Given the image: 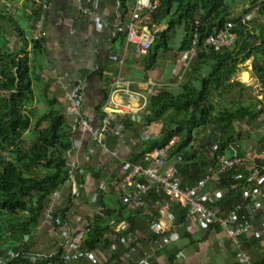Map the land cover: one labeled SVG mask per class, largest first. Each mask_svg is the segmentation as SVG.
Returning <instances> with one entry per match:
<instances>
[{"label":"crops","instance_id":"crops-1","mask_svg":"<svg viewBox=\"0 0 264 264\" xmlns=\"http://www.w3.org/2000/svg\"><path fill=\"white\" fill-rule=\"evenodd\" d=\"M7 3V0H3L1 4L5 6ZM79 4L93 11L100 23L94 20L93 15H83ZM134 6L126 14L121 0H14L11 3L10 13L29 39L34 38L36 24L42 14L45 16L40 32L43 52L30 54L31 64L38 76L34 84L42 93L45 106L49 105V101H57L72 125V119L67 114L65 94L72 83L83 75L89 77L84 93L87 118L95 122L102 120L105 106L112 105L111 99L126 101L132 106L131 114L116 117V123L109 129L106 146L95 141L90 134L77 132L73 135L71 159L77 166L75 179L79 183V194L73 195L72 184L67 181L58 190V201L50 197L45 204L42 222L32 236L25 239L29 248L35 254L55 253L60 247L64 248L61 246L62 224L57 227L52 216L62 205L70 202L66 220L71 224L72 235L90 228L96 218L106 211L112 215V229L104 235L105 241L110 244L109 249L94 252L81 248L77 254L66 259L70 264H127L145 257L149 258L151 264H240L238 257L242 249L252 252L256 260L264 264V193L260 194L258 206L248 205L255 231L243 238L241 248L227 238L220 226H195L187 220L164 234H154L151 221L158 217V207L167 201L159 189L153 190L143 204H125L121 200L115 179H123L137 164L144 167L150 164L151 152L143 151L148 141L160 138L162 131V121L149 127L143 126L151 97L149 77L161 83L162 89L179 83L174 81V74L163 82L164 72L158 68V64L156 68L146 69L149 55L139 54L136 45L127 43V25L133 21ZM139 24L148 27L145 17ZM161 27L158 26V29ZM162 28L166 29L164 26ZM177 52V56H180L181 52ZM170 60L175 62L172 58ZM248 61L251 71L253 60ZM118 77L131 82L129 92L122 88L116 90ZM105 90L109 92L106 100ZM119 123L126 126L123 138L117 132ZM240 124L237 123L236 127L239 133H243V140L233 144L227 156H234L237 151L243 153V157L251 163L250 159L261 152L263 127H249L248 124L240 127ZM147 128L151 134L149 140L142 137ZM214 131L216 128L209 126L206 132H201L198 135L200 140L192 145L195 146L196 156L184 155L182 163L178 161L182 153H175L173 149L169 164L177 166L185 186L194 185L209 176L210 181L203 191L212 194L222 191L226 196L232 188L229 184L220 186L221 176L217 173L219 162L215 163L214 158L218 146ZM243 199L247 200L245 197ZM172 207L181 219L184 216L182 207ZM130 228L134 233H130L127 242L123 243V238L119 236L124 230L128 233ZM11 252L6 254V259ZM91 252L96 254L97 260L92 259Z\"/></svg>","mask_w":264,"mask_h":264},{"label":"trees","instance_id":"trees-1","mask_svg":"<svg viewBox=\"0 0 264 264\" xmlns=\"http://www.w3.org/2000/svg\"><path fill=\"white\" fill-rule=\"evenodd\" d=\"M0 0V260L9 251L8 264H70L59 248L44 261H33L27 254H35L26 242L43 220L45 204L53 192L69 179L67 152L73 147L72 126L64 109L57 101H49L44 113L35 106L41 97L35 94L37 73L30 54L43 52L42 39H29L24 29L10 13L11 3L3 6ZM137 0H121L124 13ZM239 13L238 0H159L154 9L144 15L148 27L156 34V42L145 68H156L159 55L172 51L177 29L184 28V36L177 50H191L198 41L199 51L187 68L183 90L176 94L164 88L149 98L143 126L162 121L160 138L148 141L143 153L165 146L173 136L180 141L175 153L196 156L195 141L209 126L216 128L214 136L219 157L227 155L233 144L243 140L237 123L246 121L249 127L264 128V0H243ZM229 24L236 27V44L217 49L205 46L209 37L226 31ZM158 26H164L158 29ZM18 41H15V39ZM29 48L31 50L29 51ZM252 59V77L261 85V99L238 102L235 89L250 88L238 79L241 64ZM245 80L249 73L244 72ZM37 77V78H36ZM109 92L104 91V100ZM101 112V110H100ZM42 113V114H41ZM102 116L104 114L102 113ZM261 150H264V130ZM240 152V151H239ZM243 157V153H239ZM264 173V160H257ZM244 175L243 179L238 176ZM249 170H237L221 176L220 186L229 184L231 191L223 196L225 208L245 203L243 217L250 218V200H244V186ZM236 195V196H235ZM237 197V198H236ZM234 203V204H233ZM70 202L53 214L59 227L67 219ZM110 211L97 217L91 224L89 238L83 241L87 251L108 250L104 235L111 231ZM184 217V216H183ZM182 217V219H183ZM60 224V225H59ZM127 231V230H126ZM120 234V239L134 233L132 228ZM20 254L19 257L13 256Z\"/></svg>","mask_w":264,"mask_h":264},{"label":"built area","instance_id":"built-area-1","mask_svg":"<svg viewBox=\"0 0 264 264\" xmlns=\"http://www.w3.org/2000/svg\"><path fill=\"white\" fill-rule=\"evenodd\" d=\"M159 4V0H137L134 6L133 21L127 25L126 41L130 45H136L139 54L147 56L150 54L155 42L156 34L139 22L144 21V15L149 9H154ZM79 9L83 15H93L94 20L100 23V19L93 11L84 8L79 4ZM45 16L42 14L39 22L36 24L34 39L40 38L42 22ZM234 24H229L226 31H222L217 35L211 36L207 39L205 46H212L217 49L223 47H232L236 44L237 35L233 32L235 29ZM199 51L198 41H195V46L191 50L183 51L180 53V62L182 72L179 77L182 78L188 67L191 66L192 61L197 56ZM151 87L149 88L150 96L156 95L161 92L163 85L153 77H149ZM89 83V77L85 75L77 78L69 89L66 91L67 99V114L72 119V134L77 132L87 133L98 143L106 146L108 140L109 129L116 123V117H126L132 113L131 103L126 101H118L111 99L112 105L105 106L104 115L99 122H95L86 117L84 113V93ZM116 90L122 88L127 92L130 91L131 82L125 81L121 77L117 78ZM114 92V91H113ZM263 98V95H260ZM264 115H261L260 120ZM117 132L120 138H123L126 132L124 124H117ZM143 139H151L150 130L145 129L142 134ZM180 137L173 136L169 142L161 147L154 149L150 154V164L147 167L137 164L133 167L130 174L123 179H115V187L121 192V200L125 203L136 202L143 204L144 201L150 196L153 190H161L166 196L167 201L164 202L157 209L158 217L151 221V229L156 235L164 234L170 231L171 228L178 226L179 223H184L186 220L195 226L211 227L218 225L226 233L227 238L238 248H241L243 238L249 236L255 231V224L252 217H243L244 204H236L232 208L227 209L223 203H219L224 196V192L218 191L217 193H207L203 191L210 181L209 176H205L191 186H185L180 176V171L176 165H170L169 160L171 152L179 143ZM218 149V146L216 150ZM72 151L67 152L69 179L68 182L72 184L73 195L79 194V183L76 181V163L72 161ZM264 160V150L261 151L257 157L251 160V163L241 157L236 151L234 156L223 155L219 157L218 175L225 176L237 170L249 169L250 175L247 183L244 186V197L250 200V205L258 206L261 202L260 194L264 193V173L261 171L257 164V160ZM178 161L182 163L184 157L178 156ZM251 165V168L247 166ZM238 178L243 179L244 175L240 174ZM55 200H59V192L55 191L51 195ZM172 205L182 207L184 211V218H178L173 210ZM53 219V217H52ZM60 225V224H59ZM192 226V225H191ZM264 226V223H263ZM192 228V227H191ZM190 228V229H191ZM63 229V242L61 244L65 249L64 258L69 259L71 255L77 254L82 248L84 236L89 234L90 229L77 234H71V224L69 221L64 220L62 223ZM123 243L127 242V238L122 239ZM54 253L42 254H27L28 258L33 261H44L50 258ZM20 254L12 257H19ZM92 259L97 260L96 254L91 252ZM181 257V255H179ZM240 264H261L252 252L242 249L239 253ZM4 260V261H3ZM8 259H1L0 264H8ZM127 264H151L148 257L127 262Z\"/></svg>","mask_w":264,"mask_h":264},{"label":"rangeland","instance_id":"rangeland-1","mask_svg":"<svg viewBox=\"0 0 264 264\" xmlns=\"http://www.w3.org/2000/svg\"><path fill=\"white\" fill-rule=\"evenodd\" d=\"M238 3H240V11H239V13L242 14L243 13V7H241V6L244 4V2H243V0H238ZM29 33H30V31H29ZM183 36H184V28L183 27H179L177 29L176 37H175V39L173 40V43H172L173 50L160 53L159 62H158V68H161V70H163V72H164L162 74L163 75L162 76V81L163 82L168 81L172 77L173 74L176 75V77L174 78V81L175 82H179V83H176L175 85H169V86H165L164 87V88H167V89L173 91L176 94L180 93L183 90V87H182L183 84H181V83L186 78V75H184L182 78H180V77L178 78L179 74L182 72V66H181V62H180V56H177V53H178L177 52L178 51L177 48L179 47ZM169 58L170 59L172 58V60L175 61V62H171V60ZM178 67L179 68L181 67V68L178 69ZM241 67H242V69H241V71L238 74V79L243 81V82H245V83H247V85H249L250 88H248V89L247 88H245V89L244 88L235 89L234 98L238 102H243V103L244 102L245 103L246 102H250L251 100H254V99H261L262 97L260 96L261 95L260 91H261L262 88H261V85L256 80V78L252 77V73H251V71L249 69V61H246L245 63L241 64ZM245 71L249 72V76H246L247 80L250 78V76L252 77V78H250L249 81L245 80V78L243 76ZM34 89H35V94L37 95V97H41V101L40 102H36L35 106L37 108H39L42 113H44L45 110H47V108H48L44 104V100H43L44 97L42 96V93L36 87H34ZM262 117H263L262 120H264V116H262ZM242 124L245 125L246 121H242V123L240 124V127H242ZM263 130H264V128H263ZM0 252H1V249H0ZM6 258L7 257H4L2 259L6 260Z\"/></svg>","mask_w":264,"mask_h":264},{"label":"water","instance_id":"water-1","mask_svg":"<svg viewBox=\"0 0 264 264\" xmlns=\"http://www.w3.org/2000/svg\"><path fill=\"white\" fill-rule=\"evenodd\" d=\"M28 237V236H27ZM90 236H89V234H86L85 236H84V240H86L87 238H89Z\"/></svg>","mask_w":264,"mask_h":264}]
</instances>
